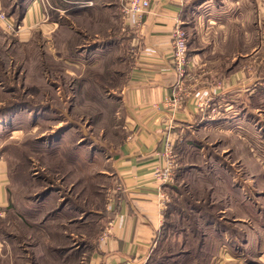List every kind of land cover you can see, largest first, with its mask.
<instances>
[{
    "label": "rangeland",
    "instance_id": "obj_1",
    "mask_svg": "<svg viewBox=\"0 0 264 264\" xmlns=\"http://www.w3.org/2000/svg\"><path fill=\"white\" fill-rule=\"evenodd\" d=\"M220 1L188 0L187 6L190 12ZM222 1L225 9L200 11L224 17L204 34L210 28V42L223 50L228 68L247 52L242 67H250L252 84L257 73L264 78V0H246L241 50L234 0ZM126 2L0 0V12L16 28L0 22V160L10 178L7 208L0 210V264H83L110 222L107 208L118 188L113 162L127 137L122 100L133 27L122 21ZM32 9L37 17L25 24ZM192 25L188 42L196 37ZM250 92L246 120L239 119L243 95L234 92L235 136L222 130L192 137L205 147L198 150L174 145L179 168L167 218L145 264H248L245 245L222 248L215 232L228 228L226 243L235 229L247 237L252 225L264 224V84ZM234 174L239 183L230 186Z\"/></svg>",
    "mask_w": 264,
    "mask_h": 264
},
{
    "label": "crops",
    "instance_id": "obj_2",
    "mask_svg": "<svg viewBox=\"0 0 264 264\" xmlns=\"http://www.w3.org/2000/svg\"><path fill=\"white\" fill-rule=\"evenodd\" d=\"M187 2L150 0L151 9L144 15L142 25L133 28V34H130L129 83L122 100L126 109L124 120L127 137L115 152L113 162L118 188L107 208L110 222L103 236L83 254V264H145L154 252L167 218V209L163 210L160 206V189L168 196V190L173 187L162 188L153 176L156 155L164 148L167 137L170 135L178 147L184 145L185 149L198 150V147H205L197 140L190 142L192 137L200 138L206 133H220L222 130L230 137L235 136L236 121L246 120L244 116L254 95L250 91L258 92L263 87L264 78L260 74L257 73L252 86L250 67H242L243 60L246 61L248 57L247 52L233 58L234 63L228 68V59L223 50L219 52L214 46L215 42H210V28L204 34L205 26L221 24L224 17L211 19L213 12L207 10L201 15L200 11L210 5V10L214 7L225 9L226 3L221 0L218 6L199 4L189 12ZM233 2L239 27L243 25L242 34L239 32L242 42L239 50L242 46L246 49V0ZM34 14V9L26 14L25 24L34 20ZM35 15L37 17V12ZM226 19L229 21L231 17ZM191 24L196 37L188 42L189 61L182 87L188 97L183 100L181 109L171 114L164 101L173 92L178 80L171 61L172 35L176 27L187 31ZM235 90L243 95L244 115L239 119L231 111L235 103ZM203 104L208 105L205 112V108L201 110L200 107ZM223 109L222 114L217 112L215 115V110ZM184 138L185 142L181 144ZM220 166L223 167L221 170L229 167ZM214 167L217 170V166ZM235 178L236 174L227 183L234 186L238 182ZM9 182L7 163L0 160V210L7 208ZM221 182L225 183L223 179ZM239 215L242 218L243 215ZM234 218L239 220L237 215ZM228 231V228L214 231L224 239L222 248L229 242L236 245L241 242L249 249L248 264H264V224L257 227L252 225L247 237L235 229V237L232 236L233 239L225 243L230 238L228 235L231 232ZM107 232V237L102 241Z\"/></svg>",
    "mask_w": 264,
    "mask_h": 264
},
{
    "label": "built area",
    "instance_id": "obj_3",
    "mask_svg": "<svg viewBox=\"0 0 264 264\" xmlns=\"http://www.w3.org/2000/svg\"><path fill=\"white\" fill-rule=\"evenodd\" d=\"M125 5L122 11L124 26L139 28L143 23L142 19L144 15L151 9L150 0H127ZM0 22H2L8 30L15 31L16 28L10 21V18L1 12ZM172 36L171 61L172 67L176 69L178 80L175 84V89L171 94L166 96L164 102L171 114H175L181 109L183 100L188 97V95L183 92L182 87L187 72L186 67L189 61V52L188 37L183 28L176 27ZM197 96L198 95H196V97ZM200 107L201 110H203L207 106L200 105ZM178 168V159L174 151V143L169 135L165 141L164 148L156 155V161L153 165V176L155 181L159 183L162 188L173 185ZM160 198V206L163 210H166L169 204V198L163 189H160ZM107 234L108 232L104 234V237L101 239L102 241L105 240Z\"/></svg>",
    "mask_w": 264,
    "mask_h": 264
}]
</instances>
